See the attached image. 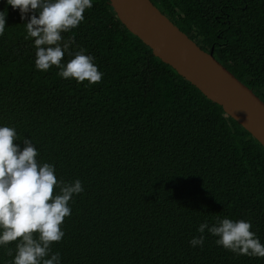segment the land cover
I'll list each match as a JSON object with an SVG mask.
<instances>
[{"label": "trees", "instance_id": "trees-1", "mask_svg": "<svg viewBox=\"0 0 264 264\" xmlns=\"http://www.w3.org/2000/svg\"><path fill=\"white\" fill-rule=\"evenodd\" d=\"M151 2L264 102V0ZM92 4L62 33L103 73L89 84L56 66L37 70L25 21L0 0V126L16 129L21 148L32 142L59 182L79 179L84 189L51 251L61 264H264L207 231L202 246L189 245L200 222L224 217L250 221L264 244V148L156 58L109 0ZM15 243L0 247V264Z\"/></svg>", "mask_w": 264, "mask_h": 264}, {"label": "clouds", "instance_id": "clouds-1", "mask_svg": "<svg viewBox=\"0 0 264 264\" xmlns=\"http://www.w3.org/2000/svg\"><path fill=\"white\" fill-rule=\"evenodd\" d=\"M20 13L25 21V39L32 38L35 49L34 65L47 71L56 66L58 76L74 78L78 83L89 84L101 80L102 72L93 63V57L83 49L70 52V40L62 33L75 29L83 20L86 9L93 7L92 0H5ZM5 11H0V33L6 25ZM72 58L62 63V57ZM14 127L0 126V247L15 243V253L5 264H61L59 252H52L53 242H59L65 233L61 228L65 217L71 214L69 202L83 192L79 179L70 183L59 182L54 165L38 162V149L28 139L21 148ZM54 186L57 189L53 194ZM251 222L218 218L209 224L200 222V234L189 240L191 247L202 246L207 233L217 246L237 255L264 257V244L254 232ZM35 234V235H34Z\"/></svg>", "mask_w": 264, "mask_h": 264}, {"label": "water", "instance_id": "water-1", "mask_svg": "<svg viewBox=\"0 0 264 264\" xmlns=\"http://www.w3.org/2000/svg\"><path fill=\"white\" fill-rule=\"evenodd\" d=\"M119 21L264 148V102L214 56L182 32L151 0H109Z\"/></svg>", "mask_w": 264, "mask_h": 264}]
</instances>
